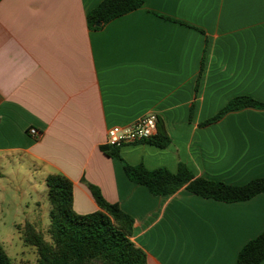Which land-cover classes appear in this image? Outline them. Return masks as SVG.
I'll return each instance as SVG.
<instances>
[{"label": "crops", "instance_id": "obj_1", "mask_svg": "<svg viewBox=\"0 0 264 264\" xmlns=\"http://www.w3.org/2000/svg\"><path fill=\"white\" fill-rule=\"evenodd\" d=\"M101 1H0V176L24 161L46 193L45 177L61 174L79 215L99 210L87 184L97 187L132 217L147 264H235L264 230V193L153 196L100 147L110 128L155 115L169 144L124 145L127 164H182L233 186L263 178L264 108L205 122L236 97L264 103V0H145L94 30L87 14Z\"/></svg>", "mask_w": 264, "mask_h": 264}, {"label": "trees", "instance_id": "obj_2", "mask_svg": "<svg viewBox=\"0 0 264 264\" xmlns=\"http://www.w3.org/2000/svg\"><path fill=\"white\" fill-rule=\"evenodd\" d=\"M144 1L102 0L87 14L88 26L97 30L110 20L141 7ZM247 106L264 108V103L247 96L236 97L205 124L215 122L229 111ZM148 141L160 148H165L170 142L159 128L157 135ZM100 150L122 164L129 181L145 186L153 196H168L184 187L202 198L230 203L264 193V177L233 186L194 178L182 164L176 173L165 168L147 170L141 164L132 166L124 162L118 148L102 146ZM44 183L49 204L46 232L49 240L28 222L20 231L23 243L35 248L39 264H147L145 253L131 241L132 217L123 212L117 203L107 202L97 187L87 184L99 210L79 215L72 208V184L67 178L61 174H49ZM263 260L264 230L240 249L235 264H260ZM0 264H13L1 245Z\"/></svg>", "mask_w": 264, "mask_h": 264}, {"label": "rangeland", "instance_id": "obj_3", "mask_svg": "<svg viewBox=\"0 0 264 264\" xmlns=\"http://www.w3.org/2000/svg\"><path fill=\"white\" fill-rule=\"evenodd\" d=\"M16 163L15 167L3 169L6 176H0V245L13 264H39L35 248L23 243L20 231L28 222L49 240V204L35 171L24 161Z\"/></svg>", "mask_w": 264, "mask_h": 264}, {"label": "built area", "instance_id": "obj_4", "mask_svg": "<svg viewBox=\"0 0 264 264\" xmlns=\"http://www.w3.org/2000/svg\"><path fill=\"white\" fill-rule=\"evenodd\" d=\"M157 119L155 115L141 117L131 127H113L107 131L106 144L113 148H120L124 145L148 141L156 135ZM28 134L38 135L35 128H30Z\"/></svg>", "mask_w": 264, "mask_h": 264}, {"label": "water", "instance_id": "obj_5", "mask_svg": "<svg viewBox=\"0 0 264 264\" xmlns=\"http://www.w3.org/2000/svg\"><path fill=\"white\" fill-rule=\"evenodd\" d=\"M97 25H100V23H98Z\"/></svg>", "mask_w": 264, "mask_h": 264}]
</instances>
